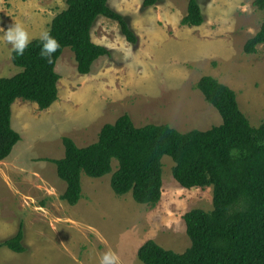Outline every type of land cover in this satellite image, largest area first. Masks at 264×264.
<instances>
[{"label":"rangeland","instance_id":"1","mask_svg":"<svg viewBox=\"0 0 264 264\" xmlns=\"http://www.w3.org/2000/svg\"><path fill=\"white\" fill-rule=\"evenodd\" d=\"M254 1L198 0L205 22L188 27L182 21L189 0H159L150 8H144V0H109L126 18L137 44L128 42L117 22L99 17L92 39L111 55L81 75L74 52L66 48L56 66L59 100L45 111L22 99L13 107L12 126L22 140L0 161V242L13 238L23 224L28 252L2 248L0 264H100L109 250L120 264H143L138 252L148 240L176 253L190 248L183 216L194 209L212 211L214 187L182 188L173 178L170 157L162 161L164 193L156 207L136 203L131 194L117 196L112 173L100 179L83 173V197L70 206L61 199L66 184L49 160L64 158V138L87 147L98 141L105 125L126 114L136 127L168 124L181 133L220 126L221 115L196 88L205 76L233 89L242 112L259 127L264 122V45L255 54L244 51L264 24V11ZM67 8V0H2L0 37L16 23L32 41L39 39ZM13 51L0 39V78L21 72L12 62ZM117 168L114 160L113 172Z\"/></svg>","mask_w":264,"mask_h":264},{"label":"trees","instance_id":"2","mask_svg":"<svg viewBox=\"0 0 264 264\" xmlns=\"http://www.w3.org/2000/svg\"><path fill=\"white\" fill-rule=\"evenodd\" d=\"M0 0V8H1ZM159 0H144V8ZM68 8L52 21L50 32L61 47L49 64L39 55L42 43L36 39L22 56L12 52L13 64L21 72L0 78V161L7 160L22 140L13 128V107L17 100L33 102L41 111L59 100L60 75L56 66L70 48L81 75H89L94 64L111 52L93 42L92 30L99 17L117 22L132 45L137 36L126 18L109 6V0H67ZM254 7L264 11V0ZM205 22L198 0H189L182 23L201 27ZM264 45V24L249 39L244 51L257 53ZM196 88L217 109L223 123L208 131L181 133L168 124L136 127L126 114L115 124L105 125L98 141L79 147L64 138L65 156L49 160L66 184L61 199L76 206L82 199V174L100 179L112 173L111 188L117 196L131 194L141 205L156 207L163 198V158L175 163L173 178L187 190L214 187L213 209H194L183 216L191 246L184 253L167 250L154 240L139 249L143 264H264V122L252 126L242 112L236 92L212 76L203 77ZM235 149L236 156L230 155ZM118 168L113 172V161ZM24 225L18 233L0 242V249L25 254Z\"/></svg>","mask_w":264,"mask_h":264},{"label":"clouds","instance_id":"3","mask_svg":"<svg viewBox=\"0 0 264 264\" xmlns=\"http://www.w3.org/2000/svg\"><path fill=\"white\" fill-rule=\"evenodd\" d=\"M0 39L11 44L16 55L22 56L30 45L33 37L24 26L13 23L7 30L3 29V36L0 37ZM39 40L42 43L39 55L49 64H53L54 54L61 47L59 41L51 35L50 30L42 31L39 35ZM230 155L236 156L238 153L233 149ZM100 264H120V260L114 251L109 250L101 256Z\"/></svg>","mask_w":264,"mask_h":264},{"label":"crops","instance_id":"4","mask_svg":"<svg viewBox=\"0 0 264 264\" xmlns=\"http://www.w3.org/2000/svg\"><path fill=\"white\" fill-rule=\"evenodd\" d=\"M31 249L33 248V246H29ZM28 255V254H27ZM72 258V257H71ZM31 260L33 261V258L31 257ZM69 260H70V258H69ZM69 263H70V261H69Z\"/></svg>","mask_w":264,"mask_h":264}]
</instances>
